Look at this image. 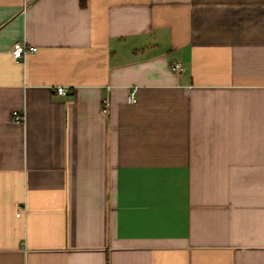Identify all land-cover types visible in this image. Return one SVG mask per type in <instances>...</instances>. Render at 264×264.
<instances>
[{
	"label": "crops",
	"instance_id": "0c3cea01",
	"mask_svg": "<svg viewBox=\"0 0 264 264\" xmlns=\"http://www.w3.org/2000/svg\"><path fill=\"white\" fill-rule=\"evenodd\" d=\"M0 264H264V0H0Z\"/></svg>",
	"mask_w": 264,
	"mask_h": 264
},
{
	"label": "built area",
	"instance_id": "2783aa9c",
	"mask_svg": "<svg viewBox=\"0 0 264 264\" xmlns=\"http://www.w3.org/2000/svg\"><path fill=\"white\" fill-rule=\"evenodd\" d=\"M37 47L36 46H29L26 44V42H24L23 40H17L12 47V55L16 60H21L22 58H24L26 56V54H28L31 51H36ZM175 69L180 72L183 71L184 67L180 62H177L174 65ZM136 88H134V90L132 91V93L129 96V100L131 102L136 101ZM56 91L58 94H65L67 92V89L64 85H58L56 87ZM110 104H111V100L109 96H106L103 98V106H102V110L104 113H108L110 111ZM14 119L16 121H21L23 119L22 114L16 112L14 114ZM23 208H18L17 211V215L20 216L21 212H22Z\"/></svg>",
	"mask_w": 264,
	"mask_h": 264
}]
</instances>
